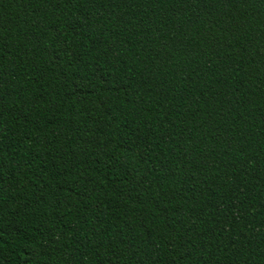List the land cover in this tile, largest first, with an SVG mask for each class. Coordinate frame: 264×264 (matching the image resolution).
<instances>
[{"label": "trees", "instance_id": "16d2710c", "mask_svg": "<svg viewBox=\"0 0 264 264\" xmlns=\"http://www.w3.org/2000/svg\"><path fill=\"white\" fill-rule=\"evenodd\" d=\"M0 264H264V0H0Z\"/></svg>", "mask_w": 264, "mask_h": 264}]
</instances>
